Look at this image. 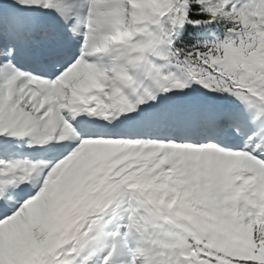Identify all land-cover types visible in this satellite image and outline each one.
Masks as SVG:
<instances>
[{"label": "snow or ice", "instance_id": "obj_1", "mask_svg": "<svg viewBox=\"0 0 264 264\" xmlns=\"http://www.w3.org/2000/svg\"><path fill=\"white\" fill-rule=\"evenodd\" d=\"M0 264H264V0H0Z\"/></svg>", "mask_w": 264, "mask_h": 264}]
</instances>
